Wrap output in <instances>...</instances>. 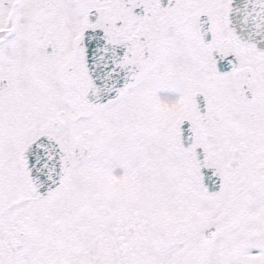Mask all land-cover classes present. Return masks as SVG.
<instances>
[{
  "label": "snow or ice",
  "instance_id": "1",
  "mask_svg": "<svg viewBox=\"0 0 264 264\" xmlns=\"http://www.w3.org/2000/svg\"><path fill=\"white\" fill-rule=\"evenodd\" d=\"M0 264H264V0H0Z\"/></svg>",
  "mask_w": 264,
  "mask_h": 264
}]
</instances>
